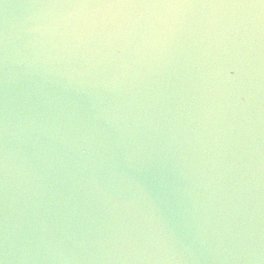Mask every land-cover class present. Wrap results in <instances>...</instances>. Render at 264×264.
I'll use <instances>...</instances> for the list:
<instances>
[{
    "label": "water",
    "instance_id": "1",
    "mask_svg": "<svg viewBox=\"0 0 264 264\" xmlns=\"http://www.w3.org/2000/svg\"><path fill=\"white\" fill-rule=\"evenodd\" d=\"M88 2L0 0V264H264V7Z\"/></svg>",
    "mask_w": 264,
    "mask_h": 264
},
{
    "label": "snow or ice",
    "instance_id": "2",
    "mask_svg": "<svg viewBox=\"0 0 264 264\" xmlns=\"http://www.w3.org/2000/svg\"><path fill=\"white\" fill-rule=\"evenodd\" d=\"M264 7V0H258L257 3H252L250 0H214V2H207V0H176V2H169V0H89L88 3L72 6L84 7H105V8H137V7Z\"/></svg>",
    "mask_w": 264,
    "mask_h": 264
},
{
    "label": "clouds",
    "instance_id": "3",
    "mask_svg": "<svg viewBox=\"0 0 264 264\" xmlns=\"http://www.w3.org/2000/svg\"><path fill=\"white\" fill-rule=\"evenodd\" d=\"M81 151H82L83 154L86 155L87 152H88V148H87V146H82Z\"/></svg>",
    "mask_w": 264,
    "mask_h": 264
}]
</instances>
